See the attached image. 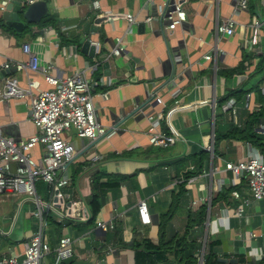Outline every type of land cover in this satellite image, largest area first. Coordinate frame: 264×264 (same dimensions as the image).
<instances>
[{
  "label": "crops",
  "instance_id": "1",
  "mask_svg": "<svg viewBox=\"0 0 264 264\" xmlns=\"http://www.w3.org/2000/svg\"><path fill=\"white\" fill-rule=\"evenodd\" d=\"M45 1L57 27L26 26L17 34L0 30V66L6 62L27 64L32 55L40 66L52 65L58 78L86 74L93 79L97 120L107 134L94 142L73 138L76 156L68 170L71 195L86 204L90 218L89 202L95 194V181L119 185L106 190L104 205L93 224L66 221L60 210L44 211L42 219H35L33 213L38 212V207L32 198L1 199L0 205H7L6 216L0 223L2 254L22 257L24 245L45 224V234L54 248L63 235H70L75 264H136V252L131 245H159L162 239L170 241L177 235L184 236L189 213L207 206L202 251L211 240L219 242V259H263L264 201L246 208L243 217L236 214L241 203L233 195L234 202L239 203L236 208L213 210L211 203L224 189L232 187L247 197V185L234 186L226 163L245 161L256 152L264 157L258 149L237 139L221 141L218 154L215 153L217 135L243 129L253 113L264 114V0H248L247 10L240 8V0ZM175 1H182L186 22L172 31L166 29L169 24L162 12ZM118 14L132 15L137 23L130 27L123 18L108 17ZM97 20L103 22L96 24ZM222 21L233 22V37L218 33ZM60 33L79 41L81 47L62 44ZM118 39L123 40L125 52L110 57ZM244 40L249 41L247 49L243 48ZM89 41L91 45L100 44L94 58L83 51ZM24 47H28L30 54L24 52ZM245 54L252 59L244 73L230 81L220 76L219 69L237 68ZM208 56L212 61L206 60ZM106 63L109 70L104 68ZM239 75L243 80L238 86ZM9 77L26 89L31 81L35 86L31 95L24 100L4 99L5 79ZM241 86L248 92L246 101L238 103L227 97L228 91ZM48 89L38 72H20L16 68L10 73L0 71V139L24 141L36 135L30 120L31 102ZM101 94H108V98L103 99ZM157 98L162 99L163 105L156 103ZM232 100L238 106L237 116L227 109ZM151 117L158 119L162 132L178 137L174 146L162 149L150 145ZM259 134L264 136V118ZM41 152L36 148L34 158L41 160ZM200 154L208 155L203 173L188 181V193L162 226L179 193L176 181H185L186 174L194 171L193 160L188 159ZM46 186L42 182L36 186L37 197L43 204L49 201L43 200L41 192ZM12 201L15 204H8ZM143 201L149 207V226L142 225L138 215V204ZM103 222H118L120 228L104 233L98 228V223Z\"/></svg>",
  "mask_w": 264,
  "mask_h": 264
},
{
  "label": "built area",
  "instance_id": "2",
  "mask_svg": "<svg viewBox=\"0 0 264 264\" xmlns=\"http://www.w3.org/2000/svg\"><path fill=\"white\" fill-rule=\"evenodd\" d=\"M37 0H23L21 5L27 7ZM16 0H2L0 11L4 14L7 8ZM248 0H240V8L247 10ZM110 20L125 19L130 27L135 25L136 18L132 15H111ZM162 17L168 22L166 29L176 30L186 22V13L182 1H175L170 8L162 12ZM218 33L233 37L236 34L235 25L231 21H222L218 26ZM96 48L99 43H92ZM249 47V41L244 40L243 48ZM24 52L30 54L28 47ZM125 52L122 39H118L110 57H119ZM212 61V57H206ZM13 68L23 72L31 70L40 73L49 89L37 94L31 102L30 120L34 124L37 133L28 140L18 141L14 138L0 139V198L28 197L38 207L34 212L35 217L43 218L44 211L57 212L60 210L62 218L66 221L87 222L89 215L86 204L80 200L71 199L72 180L68 176L69 166L74 162L76 150L73 138L85 139L94 142L106 136L105 128L97 120L95 98V82L86 74H75L67 78H58L54 74L52 65L40 66L37 58L30 56L27 64L3 63L0 71L10 73ZM243 76L236 77L237 85H241ZM29 81V87L23 88L15 78H6L3 98L7 100L27 99L34 88ZM103 99L108 94L100 95ZM156 103L163 105L161 98ZM228 110L237 116L238 106L232 100ZM152 127L149 131V143L152 147L168 149L178 142L175 135L161 131L158 119L150 118ZM36 148L41 149V160L33 156ZM226 170L232 174L233 184L247 185V197H243L238 191L232 193L233 197L241 203L237 210V216L243 217L245 209L254 202L264 201V157L256 152L245 161L228 162ZM44 183L48 187L49 201L43 204L37 197L36 186ZM177 184L184 183L177 180ZM138 215L141 224L149 226L151 216L147 202L138 204ZM41 230L24 245L22 257L6 256L0 248V264H63L74 257V243L70 235H63L58 245L54 248L44 231ZM119 226L118 222L98 223V228L104 233L114 230ZM109 253H113L109 249ZM204 256V250L199 254L200 262Z\"/></svg>",
  "mask_w": 264,
  "mask_h": 264
},
{
  "label": "trees",
  "instance_id": "3",
  "mask_svg": "<svg viewBox=\"0 0 264 264\" xmlns=\"http://www.w3.org/2000/svg\"><path fill=\"white\" fill-rule=\"evenodd\" d=\"M49 25L57 27V20L55 17L49 16L40 23L39 27L44 28ZM0 30L5 33L17 34L14 29L7 26L6 22L0 20ZM60 32V31H59ZM61 42L64 45H76L81 47V43L76 39H68L60 33ZM252 59L251 55H244L243 62L235 69L223 70L219 69L221 77L226 81H230L235 75L242 74L246 71L248 62ZM264 60L262 59V63ZM261 67V65H260ZM244 87L241 86L239 90L228 91V98H235L238 103L246 101V94ZM264 118L263 112L253 113L249 117V122L243 129L234 128L230 133L216 136L215 153L218 154L219 143L223 140L237 139L241 142L247 143L252 147L258 149L264 155V136L259 134V128ZM188 160H193L194 171L189 172L185 176L184 183L179 186V193L174 198L172 213L163 219L162 226L168 222L173 212L177 210L181 204V199L188 193L186 186L188 181L201 175L204 169V163L208 161L207 154H200L199 157L193 156ZM119 184L109 182L107 184H100V179L95 181V194L89 202L91 217L89 223L93 224L104 205V196L106 190L117 187ZM236 188L224 189L215 199L212 200L211 207L215 209L236 208L239 206L238 202H234L232 193ZM208 207L204 206L199 211L188 215V227L184 236L179 235L169 240L162 239L159 245H154L150 242H144L142 245L133 244L130 247L136 252V264H198L199 254L203 249L204 241V224L207 221ZM69 225V224H67ZM117 226L115 230H119ZM219 242L208 240L206 244L204 264H222L218 261L219 257L216 252ZM228 258V257H226ZM63 264H75L73 258L65 261ZM237 264H264V258L260 261L248 262L244 258H238Z\"/></svg>",
  "mask_w": 264,
  "mask_h": 264
},
{
  "label": "water",
  "instance_id": "4",
  "mask_svg": "<svg viewBox=\"0 0 264 264\" xmlns=\"http://www.w3.org/2000/svg\"><path fill=\"white\" fill-rule=\"evenodd\" d=\"M23 0H16L15 3L11 4L7 11L3 14V20L6 22L7 26L14 29L16 32L20 33L26 26L39 25L45 17L49 15L48 3L45 0H37L33 4L27 7L21 5ZM103 20H97L96 24H101ZM144 24L140 26L142 30ZM83 51L89 54L91 57L96 56V47L91 45V41L87 42L83 46ZM222 60V58H221ZM107 70L110 69L109 63L104 65ZM211 210V208L209 209ZM207 238V236H206ZM206 250V243L204 244V256ZM204 256L199 264H204ZM222 264H237L236 259H218Z\"/></svg>",
  "mask_w": 264,
  "mask_h": 264
},
{
  "label": "rangeland",
  "instance_id": "5",
  "mask_svg": "<svg viewBox=\"0 0 264 264\" xmlns=\"http://www.w3.org/2000/svg\"><path fill=\"white\" fill-rule=\"evenodd\" d=\"M41 192L44 195L43 196L44 197L43 200H47L48 201L49 200V196H47V186H46L45 190H41ZM70 194H71V191H70ZM71 199H73V198L71 197ZM0 200H1V198H0ZM8 204H15V201H12V202H10ZM2 208L4 209V213H1L0 214V223H1V218H3V217L6 216V213H7V205H0V210H2ZM27 211H28V208H27ZM52 216H53V218H58V215H56V214H52ZM34 218L37 219L35 216H34Z\"/></svg>",
  "mask_w": 264,
  "mask_h": 264
}]
</instances>
